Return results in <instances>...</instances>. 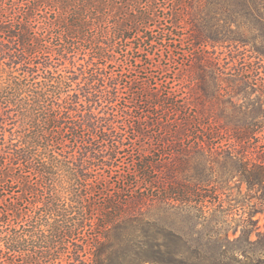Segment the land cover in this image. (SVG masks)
Returning <instances> with one entry per match:
<instances>
[{"label": "trees", "instance_id": "obj_1", "mask_svg": "<svg viewBox=\"0 0 264 264\" xmlns=\"http://www.w3.org/2000/svg\"><path fill=\"white\" fill-rule=\"evenodd\" d=\"M263 9L0 0V264H197L176 223L221 221L235 177L264 200ZM236 90L259 97L218 113Z\"/></svg>", "mask_w": 264, "mask_h": 264}, {"label": "rangeland", "instance_id": "obj_2", "mask_svg": "<svg viewBox=\"0 0 264 264\" xmlns=\"http://www.w3.org/2000/svg\"><path fill=\"white\" fill-rule=\"evenodd\" d=\"M244 33L247 37V44L243 45L241 50L253 58H260L264 63V9L260 16H250ZM189 79V77H185V81ZM234 89L232 88V90ZM248 92L241 93L236 90V92L223 91L217 93L218 100L215 109L220 113L221 109L231 111L230 105H245L244 108H252V103L259 97V93L251 90ZM236 117H233L234 122ZM219 120L225 121V118L222 116L219 117ZM262 142H264V138L260 144ZM260 192L249 189L248 185L245 182L242 183L238 177L232 178V181L227 184L226 196L224 197L228 199L226 204L229 202L234 204L233 209L228 210V213L220 214L221 221H214L212 220L213 217L200 220L201 224L196 229L195 223L187 220L176 223L177 227L187 235L186 244L182 245V249L179 250L193 258L197 256V264H249L251 261L264 264V200H258L256 196L251 197V195L259 196ZM256 210L258 211L255 212ZM249 213H254L253 218L256 222V225L253 226L256 230L251 238L258 239L255 243H249L243 237H239L243 224L240 220L247 217ZM236 229L238 231L235 233ZM257 231L260 232V237L257 236Z\"/></svg>", "mask_w": 264, "mask_h": 264}]
</instances>
